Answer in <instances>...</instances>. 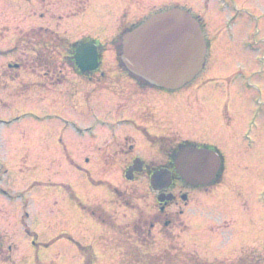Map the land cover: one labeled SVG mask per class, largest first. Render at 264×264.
Returning <instances> with one entry per match:
<instances>
[{
  "label": "rangeland",
  "instance_id": "obj_1",
  "mask_svg": "<svg viewBox=\"0 0 264 264\" xmlns=\"http://www.w3.org/2000/svg\"><path fill=\"white\" fill-rule=\"evenodd\" d=\"M81 1H46L49 5L41 3L39 13L24 1L0 0V52L10 54L0 53V66L10 58L9 64L25 65L21 69L26 73H46L31 65L34 49L29 42L35 34L14 45L16 30L47 27L70 42L82 36L103 41L121 35L142 16L180 3L91 0L85 15L70 19L84 10ZM247 8L256 9L251 3ZM260 31L263 40L256 37L255 43L264 50L260 45L264 23ZM46 51L44 55L55 59L66 57L56 49ZM108 51L97 76L104 74L109 86L120 78L122 82L114 90L119 94L123 90L126 97L133 95V80L120 56ZM239 61L238 56L233 63ZM58 70L65 79L73 73L58 65L55 73L61 81ZM208 71L211 78L221 77L215 68ZM247 72L244 95L236 91V84L229 92L217 83L199 91L200 79H195L178 92L151 90L129 102L111 90L94 92L89 84L39 92L30 87L36 79L32 74L20 75L22 84L17 87L1 84L0 122L6 124L0 123V246L7 250L13 245L15 250L10 258L4 253L0 264H88V255L91 264H136L142 255H159L180 246L183 252L209 263H233L246 253L247 262L264 264V76L252 69ZM0 73L6 74L5 66ZM46 76L50 86L56 77ZM255 96L259 98L258 116L249 135L256 146L248 151L240 134L247 127ZM209 97L214 103L205 101ZM207 109L216 123V130L209 125V135L199 132L195 122V115L205 114ZM141 130L149 137L166 136L169 141L201 140L217 146L224 156L221 182L218 187L211 183L208 189L212 191L176 182L169 190L176 200L163 211L171 218L162 225L156 224L164 213L149 179L138 176L128 182L124 178L134 155L164 164V156L157 146L151 148ZM214 131L222 137L213 135ZM124 138L133 140L135 147ZM222 140L229 145L220 144ZM117 143L122 146L116 147ZM183 195L186 202L180 198ZM180 210L183 214L177 221ZM83 247L88 252L81 251Z\"/></svg>",
  "mask_w": 264,
  "mask_h": 264
},
{
  "label": "flooded vegetation",
  "instance_id": "obj_2",
  "mask_svg": "<svg viewBox=\"0 0 264 264\" xmlns=\"http://www.w3.org/2000/svg\"><path fill=\"white\" fill-rule=\"evenodd\" d=\"M15 1H24L29 6L34 5L36 8L35 11L37 12H39L40 7L38 6L41 3L45 2V4H48L46 3V1L50 2V0H15ZM58 1L61 0H53V2H58ZM81 2L82 5L85 3L84 4L85 6L83 5L84 10L81 13H74L70 17V19L76 18L81 15H85L91 0H82ZM179 2L180 3L178 5L172 7L180 8L182 11L189 14L198 23L203 37V41L205 43L206 51H205L204 65L201 72L195 78V79H200V83H201L200 86L197 87V89L199 91L202 89L204 90L205 86H207L208 84L217 83L220 84L222 87H224V89H227L229 92L230 91L229 88H232L236 84L237 85L236 91L239 94L244 95L247 89V80H249V76H248L249 73L247 72V69H252L253 72H255L259 77L264 76V66L261 67V65L264 64V50H262L255 43L256 37H260L261 40H263L262 39L263 37L261 36L260 26L262 23H264V0H179ZM249 3L253 4V6L256 8L254 9V11H250L247 8ZM197 4L199 5V8L194 7V5ZM210 11L214 12L216 23L214 22V18L213 16H211ZM61 20L65 21V20H69V18L66 19L61 18ZM62 21H58V22H62ZM247 28H249V31L247 30ZM53 31L57 32L56 29H49V28L47 29V27L31 28L29 30H26V32L16 30L15 35L17 36L15 37L16 41L14 45L16 43L22 44L24 41L28 39L27 38L28 35L30 36L35 34V37L32 38L34 41L31 40L29 42V44L34 49L33 50L34 60L31 58V61L34 62V64L31 63V65L40 68L39 70H43V71L45 70L46 73L45 74L38 72H36L35 74L26 73L24 72V69L23 70L21 69V67L24 68L25 65H19L17 63L9 64L10 63V58H9V61H6L7 63L2 64L0 66V68L4 66L6 67V74L0 73V85L1 84L6 85L8 82L10 84H16L15 86L17 87L22 84L21 82L18 81L20 75L32 74L36 76V79L33 80L35 81L34 85L30 84V87L36 88L37 91L39 92H43V90H45L46 92H51L57 90L59 87L63 89H69L72 87L73 84H84V85L89 84L91 87L92 86L94 87L93 88L94 92L101 91V90H97V87L102 90H111V89L114 90V88H118V86L122 82V80L118 77L115 78L116 82L109 86L104 74L98 76L90 73L76 74L74 67L75 63L72 59L59 60L51 57L48 54L44 55V53L47 52L46 50L50 48L54 50L55 49L58 50L61 44L69 45L76 42H83L88 40V37L82 36L79 40L70 42L68 38L65 37L60 38V36L54 33ZM261 44L264 45V42L261 41L260 45ZM30 51L32 52V50ZM0 53H2V55L4 56V54L7 52L5 53L0 52ZM8 55L10 57V54ZM238 56L240 61L237 65H235L233 62L234 59H236ZM60 64L66 66L69 70L73 71L72 76L70 78L66 77L65 79L64 75H60L61 72H59V70L57 71V73L61 76L62 81L61 79H59L60 77H56L55 69H57V66ZM213 68H215L216 72L221 75L219 79L211 78V75L208 74L209 73L208 70H211ZM47 73L55 75L54 77H56L54 81H52L53 83L50 86L45 83V82H49L48 81L49 78L48 76H46ZM132 80L134 82V83L132 82V86H134L133 88L135 89L133 95L128 97L124 96L123 90L121 94L119 93L116 94L123 101L129 102L133 98L137 96L146 95L148 92L151 91V90H146L142 84L137 82V80L135 79ZM24 87L25 86H22V88ZM127 98H129V100ZM251 100H252L251 104L253 106L252 107L253 111H256L254 102L255 101L258 102L259 98L258 96H255ZM205 101L209 104H212L214 103L215 99L213 100L212 97H209V99ZM209 112H210L209 109H207L205 114L199 112V115L198 113L195 115V122L199 127L198 131L207 133L208 135L210 131L209 125H212L213 129H215L216 126V123L209 115ZM223 112L227 115L226 107H224ZM248 122L249 119L246 122L247 128L249 125ZM2 124H6V123H2ZM237 125L238 127H241L240 123ZM141 131L146 136L151 148L157 146L158 152L164 156L165 158L164 164L156 165L152 160L149 161L147 160V158H143L140 155H134V158L131 160L130 165L126 166V171L129 167H131L133 161L139 160L143 164L141 165L139 171H135L132 174L133 180L138 178V176H144L149 179L152 174L161 170L168 172L170 176L169 178L172 180V183L167 189L161 190L160 193H158V195L171 194L173 196V201L176 200L175 196L172 193H170L169 190H171L173 186H175L176 182H178L177 181L178 178L176 177V173L174 171L172 154L175 153L179 147L190 145V146H195L202 149H209L214 151L215 153L219 154L223 164V166H221L222 167L221 171L218 172L217 180H219L222 174L224 173L225 170L224 158H223L224 156L221 150L217 148V146L204 143L201 140L198 142L187 143L185 141L184 142L174 141V140L169 141L166 136L160 138H153V137H149L145 133V131L143 130ZM244 132L245 129L240 134V141L244 143L243 146H245V148L248 151H252L256 146V143L254 141L255 139L253 136L250 137L249 135L247 141H245L243 137ZM213 135L217 137H222V135H218L216 131L213 132ZM125 139L128 138H124L123 140ZM128 140L132 141L133 146L135 147L133 140L131 139ZM218 142L219 141H217V143ZM169 144H171V146H167ZM220 144L229 145V143H227L225 140H222ZM115 146L120 147L122 145L117 143ZM243 146L238 145L239 148H243ZM167 206L168 205H165V207L162 206L160 208L161 209L160 212H163ZM11 246L13 245H8L7 250H3L2 247L0 246V257L4 253H6L10 258L11 253L15 250V249L12 250Z\"/></svg>",
  "mask_w": 264,
  "mask_h": 264
},
{
  "label": "water",
  "instance_id": "obj_3",
  "mask_svg": "<svg viewBox=\"0 0 264 264\" xmlns=\"http://www.w3.org/2000/svg\"><path fill=\"white\" fill-rule=\"evenodd\" d=\"M120 61L132 75L148 85L168 91L181 89L190 83L204 64L205 46L197 23L186 13L172 9L149 17L143 24L121 39ZM76 64L82 72L97 67V52L93 45L77 49ZM129 169L125 178L132 180ZM177 174L190 186L208 185L220 167L218 156L210 151L184 148L176 155ZM169 173L160 171L150 180L155 191L170 185ZM170 201L161 196L159 202Z\"/></svg>",
  "mask_w": 264,
  "mask_h": 264
},
{
  "label": "trees",
  "instance_id": "obj_4",
  "mask_svg": "<svg viewBox=\"0 0 264 264\" xmlns=\"http://www.w3.org/2000/svg\"><path fill=\"white\" fill-rule=\"evenodd\" d=\"M120 39L119 37H116L112 39L109 42H106L104 44H97L98 46V51L99 54H103L107 52L109 49L113 50L114 53L119 55L120 53ZM67 45V44H65ZM68 54H72L73 50L76 48V45H68ZM76 73L79 74V72L76 70ZM101 215V213H98ZM97 215L96 217H99ZM177 218V217H176ZM178 219V218H177ZM81 251H87V248H83ZM249 259V256L242 255L240 258L236 260V262L233 263H227V262H204L200 260L196 255H190V254H185L181 248H177L172 250L171 252L165 251L159 255L155 256H142L138 259L135 260L136 264H251V262H247ZM87 263L91 264L92 263V256H87Z\"/></svg>",
  "mask_w": 264,
  "mask_h": 264
}]
</instances>
